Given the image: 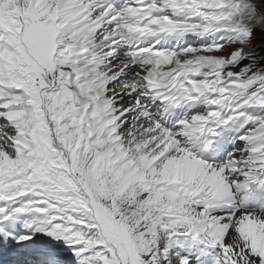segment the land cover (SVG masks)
<instances>
[{
	"label": "snow or ice",
	"instance_id": "obj_1",
	"mask_svg": "<svg viewBox=\"0 0 264 264\" xmlns=\"http://www.w3.org/2000/svg\"><path fill=\"white\" fill-rule=\"evenodd\" d=\"M0 264H264V0H0Z\"/></svg>",
	"mask_w": 264,
	"mask_h": 264
}]
</instances>
